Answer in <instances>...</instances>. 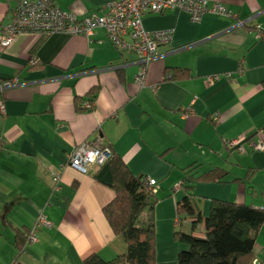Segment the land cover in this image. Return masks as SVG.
I'll list each match as a JSON object with an SVG mask.
<instances>
[{"label": "crops", "instance_id": "0c3cea01", "mask_svg": "<svg viewBox=\"0 0 264 264\" xmlns=\"http://www.w3.org/2000/svg\"><path fill=\"white\" fill-rule=\"evenodd\" d=\"M54 1L80 17L102 14L106 4ZM16 2L0 0V27ZM214 2L227 14L205 11L193 21L169 8L142 15L146 30L173 31L149 60L142 86L134 78L137 55L116 47L102 26L89 36L21 31L0 46V264H81L93 252L110 259L125 250L102 210L114 196L109 165L88 172L59 167L83 140L111 144L133 174L157 179L155 264H177L185 246L173 230L186 194L203 217L212 197L264 207V149L248 145L257 138L264 143V40L256 37L264 33V0L207 4ZM174 67L189 75L166 78L165 69ZM210 75L217 76L206 80ZM14 76L17 82L3 84ZM92 85L99 87L92 106L78 109L75 98L89 99ZM239 136L243 151L228 145ZM214 165L225 167L229 179L251 173L244 181L190 180ZM54 172L61 179L52 191ZM41 211L50 224L37 227L35 241L17 246V233ZM192 220L186 216L183 228L191 229ZM260 229L254 250L262 263Z\"/></svg>", "mask_w": 264, "mask_h": 264}, {"label": "trees", "instance_id": "16d2710c", "mask_svg": "<svg viewBox=\"0 0 264 264\" xmlns=\"http://www.w3.org/2000/svg\"><path fill=\"white\" fill-rule=\"evenodd\" d=\"M137 71L134 74V78ZM188 75L189 71L185 67L165 69L166 78H181ZM98 88V85H92L87 92L89 99L83 102L77 96L75 98L77 108L86 109L87 107L84 104L93 102L92 99L96 95ZM106 145L110 147L111 155L105 162L97 166H102L106 163L109 165L114 196L103 205L102 210L113 232L121 236L126 247L124 251L110 259L102 258L97 252L90 253L83 258L81 264H155L154 206L158 199L157 190L152 192L143 179L145 175L133 174L122 157L115 152L112 145ZM250 173L251 169L243 178L234 177L229 179L228 170L225 167L214 165L199 175L190 177V180L244 181L245 178L247 179L250 176ZM156 182L158 184L157 179ZM144 211L145 216L142 218L141 215ZM176 216L177 221H181L180 223L186 216L194 217V220L191 221L193 225L191 229L180 227L179 222L177 223L178 226L174 227V239L185 243V246L177 252V264L258 263L254 245L257 231L264 223V207L212 197L208 213L203 217L200 212L195 211L189 194H186L177 203ZM198 222H203L201 230L195 227ZM28 232L29 228L17 233L15 240L17 246L20 247L26 241ZM255 258L256 260H254Z\"/></svg>", "mask_w": 264, "mask_h": 264}, {"label": "built area", "instance_id": "2783aa9c", "mask_svg": "<svg viewBox=\"0 0 264 264\" xmlns=\"http://www.w3.org/2000/svg\"><path fill=\"white\" fill-rule=\"evenodd\" d=\"M208 0H106L105 11L102 14L92 13L80 17L73 10L61 8L54 0H17L10 10L9 20L0 27V46L8 45L14 36L21 31L56 32L83 34L89 36L97 26H102L112 43L122 50L133 51L137 54L139 70L135 75L139 85L145 84L146 68L149 60L156 54L158 46L168 43L172 38V29L146 30L142 24L144 13L163 12L166 9H181L188 13L193 21H198L205 11L227 14V9L220 3L207 4ZM258 39L264 40V33L256 34ZM34 58L30 59V63ZM217 75H210L206 80L211 81ZM18 81L16 76L6 79L3 84L8 85ZM91 107L92 102H86ZM5 106L0 100V111ZM244 136L234 137L228 145L240 151L245 149ZM248 145L254 149H264V143L259 138L248 140ZM111 155L108 145H100L87 140L77 143L66 154L59 166H71L79 171L88 172L94 165H100ZM152 192L157 190L158 184L154 177L143 176ZM60 187V173L52 174V190ZM50 221L41 211L34 224L29 228L27 243L37 239V227L49 225ZM256 260V258L254 259Z\"/></svg>", "mask_w": 264, "mask_h": 264}, {"label": "rangeland", "instance_id": "374dc122", "mask_svg": "<svg viewBox=\"0 0 264 264\" xmlns=\"http://www.w3.org/2000/svg\"><path fill=\"white\" fill-rule=\"evenodd\" d=\"M263 197H264V194H263ZM144 216H145V211L142 213L141 217L144 218ZM182 219H183V217H182ZM178 222L180 223L181 221H178ZM180 227H182V228L184 227L183 222L180 223ZM258 243H260V246H264V223L261 225V229L259 230ZM258 264H264V262H262V263L258 262Z\"/></svg>", "mask_w": 264, "mask_h": 264}]
</instances>
